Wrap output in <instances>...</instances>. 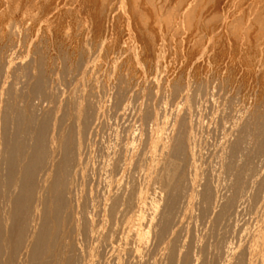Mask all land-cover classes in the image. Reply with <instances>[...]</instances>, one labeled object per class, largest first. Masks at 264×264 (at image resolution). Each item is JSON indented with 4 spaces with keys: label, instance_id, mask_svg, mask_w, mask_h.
Returning a JSON list of instances; mask_svg holds the SVG:
<instances>
[{
    "label": "rangeland",
    "instance_id": "rangeland-1",
    "mask_svg": "<svg viewBox=\"0 0 264 264\" xmlns=\"http://www.w3.org/2000/svg\"><path fill=\"white\" fill-rule=\"evenodd\" d=\"M3 1L5 2V4H3V5L6 8L4 6L2 8L3 9L5 8V10H3L1 8L2 13H0V21H1L0 22L1 23L0 24V32H1V30L2 31L4 30L5 33L7 34V32H6L7 29H8V31H9V29L10 30L13 29L12 30L13 33H11V31H9L11 33L10 36H12L11 38L13 39V41H14V37H15L17 44H19V45L14 50L15 51V55H14L15 61L13 62L14 65L11 66L12 69L9 72V74H10L9 77L4 78V76L1 77V74H0V90L3 89L2 90L3 92L1 91L2 93H0V95H2V97H4L3 95H6L4 97V98H6L8 95L6 91L10 90V89L13 90V88H15V86H16V90H17L16 92L18 93L17 98L19 96L21 97L24 94H25L24 97H26V90H27V93H29V90H30L29 89L30 86H28V84L30 85L31 83H33V81H34L33 78H36V76L39 73V72L38 73L35 72L36 70L39 71L36 68V66L37 67L39 66L38 64H36V63H38L36 61L41 57H43L44 60H46V58H47V61H45L44 64H46V65L49 64V66H48L49 69L47 70L48 75L50 76V78L54 77L52 84H51L53 89L49 88V90L52 91V93H54L53 97L56 98V103L60 102V99H62L61 103L59 104V106H61V107H60V111H58V117L60 115H62V113L59 114V112H61V108H63L62 106H63V102H65L64 100H68V98H69V100H71V98H72V101H73L77 97L76 100L78 99L82 103V106L84 105L83 108L86 107V109H85L86 111L83 110V111H85L84 112V118L88 116L89 117L88 122L92 123V121H93V124L88 123L89 132L87 130V132H88V134H86L87 138L86 139L84 138V141H85L84 145H83L84 147L82 146V148H83L82 152L85 151L83 153V155L88 157L90 159V162L92 160L91 164H92L93 168L98 169L99 166H102L103 163H105L109 159V157L111 158V154H112V158H116L114 160H117V158L119 159L118 156H120V158H121V155H122V157H126L127 161L129 160L128 161L129 163H131V162L133 163V164L131 163L132 164V166H131V164H129L127 162L128 163L127 167L128 168L130 167L131 169L130 168L127 169V173H126V175L124 174V177H123L125 179H122V181H121L122 183L126 182V183H123L125 185H123L121 182L119 184L115 185L116 189H118L119 191H122L124 188L130 189L131 187L128 186L129 183L133 182V184L130 183L131 186H133L135 184L136 179H137L136 185L145 184L146 180L144 181V179H146L147 174H150L152 170H155V173H156V169L158 170L160 165H161L160 167H162V164H163L162 162L163 161L165 162V160H167V158H169L168 154H169L171 146H173L172 144H174V140L180 136H182V139L185 137L183 139L184 141L186 140L185 142L183 141L185 143V145H184L185 146V153H184L185 155L180 156V158H179L180 160L178 159V164H181V166H183L185 169L183 167H181V175L180 176L177 175V177H178V179L181 177L179 188H180V190H182V189L183 190L180 192L185 194V195L190 194V196H193V197H190L189 195L184 197L183 194H181V193H180V195L178 194L180 196V198H182V199H180L178 197V199H180V201L181 200L182 201L181 202L179 201L180 204H177L176 207L179 205H180L179 207H182L181 203L185 204V205L182 208L178 207L176 209V207H175V209H174L175 214L174 213L172 214L173 216H171V222H172V225H173V223H174V225H176L179 222L176 226L180 227V226L184 225L183 223L181 224L180 222L182 220L183 221L186 220L185 221L186 225H184L185 229L183 228V230H185L184 234L182 232L183 230H181V229L179 230L178 227H177L178 230H176V232L182 234L181 238H183V241H182V239H180V240L178 239L179 235H181V234L178 235V233H177L178 237L175 235V237H177V240H175V241H177V243L181 242L180 244H178V247L180 248V247H182V244H184L185 241H187L188 236H186V234L189 236L193 234L192 238H194V239H192L190 236V239H191L190 242H189V240H188L189 243L186 242L190 246L188 250L190 251L191 259L189 257L190 261H188V262H190L191 264L194 263V259L195 260L197 259V261H198L197 263H194V264H205L208 262L210 263V260L213 257L212 255L215 252H216L215 255L217 254L216 256H218V254L220 255V253H221L220 257L219 256L213 257L214 262H217V264H222V263L223 264L224 263L225 264H233L231 259H234L233 262L235 261L237 263L238 258L235 259V257H238V256L240 257L242 251H244L243 249L249 248L247 246H244L243 244H246V242H247V245L249 244L248 246H250L251 245L250 243H252L251 240L253 239V235L256 233V231L258 229V223H259V226L262 224L264 225V214L261 215L262 213H264V211H263L264 204L262 202L261 203L255 202L257 200L256 198L258 196L260 197V196L264 195V179H262V178H264L263 177L264 176V166H263V164H264V162H263L264 161V159H263L264 151L262 150V152L259 153V154H261V156L259 154H257V156H259V157H257L258 159L256 158L257 159V161H256V159H255L256 154L253 151L254 147L252 145L255 142L253 140L254 139L256 140V135H253V134L254 133L256 134V131H257L256 129L259 128V118L256 116H258V114H260L261 110L262 111L264 110V47H263L264 46V30L263 29L260 30V28H259L260 26L258 24L259 18L264 15V0H196L197 1V3L195 4L196 5L195 7L197 9L196 15H197V19L199 17L200 18L198 20L196 19V21H194V23L191 22L192 21L191 17H183V15H182L180 18H178L176 20V28H175L176 30L174 29V31H172V30L166 31V29L164 27V21H163L164 16H163V17L159 18L158 24H155L154 26L150 25V27L151 28L153 27V28L152 29L150 28V32L148 34H144L140 31L139 20L142 19L143 21H148V23H151V19L149 18L150 16H148L146 14L147 16L144 15L143 18H141V19L139 18V20L135 19V17H133L135 21L138 20L135 22L133 20V18L131 19V16H129L130 14L129 13L127 14L126 13L127 11H125V9L128 7V4H129L128 0L125 1L126 6H125V3H123L122 4V10L120 12L118 11L120 13V14L118 13L116 16V18L118 20L112 19L114 21V22H112L111 18L108 17L107 18L108 22H106V19H105V21L103 22L104 25L101 28L100 32H97L98 31L97 28L95 30V27H96L95 17L99 16L101 14V12H100L101 8L98 6L97 7L98 10H97V8H96V10L93 9L92 3H91L93 0H86V3L84 5H81L79 3H72L71 0L70 1L69 0L68 1L60 0L61 2L62 1L64 2V5L60 8V11L56 12V14L53 13L52 14L53 16L48 15L49 18H48V16H43L45 14H42L44 12H43L42 8L40 9V7H36V8H39L37 10L34 7V9H32L33 11L31 9H28L25 12V14H26L25 15L23 13L21 14L20 10L15 12L12 9H8L6 6V5H8V3H6L7 0H3ZM179 1H181V0H179ZM188 1H192V0H188ZM4 2H2V3H4ZM183 2L186 3L187 0L181 1V3H183ZM70 3L72 5H70ZM80 6H81V8H80ZM123 7H125V8H123ZM99 9H100V11H99ZM6 10H7V12H6ZM10 10L13 11V13H11ZM3 11H4V13H3ZM199 11H203L202 12V13H204L203 16L201 15L202 13ZM205 12L208 14H206ZM262 12H263V15H262ZM97 13H98V15H97ZM10 14H11V16H9ZM74 14H75V16H74ZM2 15H3V17H1ZM126 16H127V18H126ZM77 18H79V19H77ZM147 18H148V20H147ZM22 19H23V21H22ZM149 19H150V21H149ZM165 19H166V17H165ZM77 20H78V22H77ZM132 21H134V22H132ZM12 22H14V23H12ZM6 23H8V24H6ZM135 23L137 24V28H136ZM12 24H13V26H12ZM134 26L136 29L134 28ZM240 26L243 29L240 28V30H239ZM248 27H249V29L252 30L251 31L248 29V31H251L249 33H247L248 31L246 29ZM137 29H138V31H137ZM135 30H136V32H138V33L140 32V33L139 34L135 33ZM15 31H17V32H15ZM244 31H246V35L244 34L245 33ZM91 32H92V34H91ZM242 32H244V33H242ZM3 33L4 32H1L0 34L2 35ZM14 33L16 36H13ZM16 33H18L20 36ZM241 33H242V35H240ZM142 35H143V37H146L147 39H145L143 37L141 38ZM70 36L73 38H71ZM98 37H100V38H98ZM123 38H125V39H123ZM25 39H26V42H25L26 44H23ZM62 40L64 43L62 42ZM67 40H70V44H68L69 42ZM16 41L14 43H16ZM57 42H58V44H57ZM148 42H151V43L149 44ZM260 42H262V43H260ZM147 43L149 46L147 45ZM44 44H46V45H44ZM64 44L65 45L68 44V46H65ZM38 46H40V47H38ZM44 47H46V49ZM25 48H26V50H25ZM74 49L76 52H78L77 53L78 56L81 53L80 57L82 56L81 58H83V59L80 58V61L78 62L79 66H77L76 63H74V60H76V59H74V55H73ZM81 50L84 51L83 55H82ZM16 51H18V52H16ZM60 51H61V54H60ZM123 51H126V52H123ZM32 52L35 54H32ZM38 52H39V54H37ZM69 52H70V54H69ZM40 53L42 55H40ZM62 53H65L63 55H66V56L69 55V56H67V57H70V58H68L69 60L67 58H65L62 55ZM85 53H86V55H84ZM38 55H40V56L38 57ZM33 56L38 58V59H34ZM83 56H85L86 59H84L85 57H83ZM50 57H51V59H50ZM63 58H65V59H63ZM32 59H34V60H32ZM66 59H67V62H66ZM48 60H49V62H48ZM63 60L65 61V63L63 62ZM31 61L36 62V63H33L34 64L33 68H32L33 64L30 63ZM81 61L83 62L84 66H82L83 64L80 63ZM109 61H111V62H109ZM16 62L18 64H15ZM54 62H56V63H54ZM70 62H72L74 65L71 64ZM29 63H30V65H29ZM59 63H62V64H59ZM27 64H28V67H26ZM50 64H52L54 67L52 65L50 67ZM61 65H62V67L64 66L63 68L66 67L65 68L66 70L61 69V70H65L66 74L62 73L63 71L61 72V70H60ZM80 65L82 66L81 68H79ZM74 67L75 68L77 67L78 70L75 69ZM91 67H93V68H91ZM21 68H23V70ZM34 68L36 70H34ZM89 70H90V72H89ZM57 71H58V73H57ZM66 71L67 72L69 71V72L67 73ZM15 72H17V73H15ZM26 72H28V74ZM60 73H61V75H60ZM29 74L32 76H30ZM35 74H37V75H35ZM16 75H17V78L15 79ZM19 75L21 76V79L20 78L18 79V77H20ZM26 75H28L27 76L28 78L32 77L31 78L32 80L30 81V79L28 80V78H27V80H28L27 81ZM57 75L61 76V78ZM13 76H14V79L16 80V82H17V79L20 82V84H18L19 82H17V85H19V86H17L15 84V82H13V81H15L12 78ZM22 76H24L23 78L25 80L22 78ZM11 78H12V80H11ZM72 78H73V80H72ZM81 78H83V79H81ZM2 79L3 80L6 79L4 81V83H3ZM20 80H22L24 82H21ZM26 81L27 82L30 81V82L28 84H26ZM54 81H55V83H54ZM11 82H13V84H15V85H13ZM191 83H193V84H191ZM10 84L12 85L11 87H13V88L10 87ZM57 84H59V85H57ZM175 85H178V86L175 87ZM181 85H183V86H181ZM21 86H24V88L26 90L23 89V90H25V91H23ZM1 87H3V88H1ZM7 87H8V89H6ZM172 87H174V88H172ZM17 88H19V89L21 88V89L19 90ZM194 88H195L196 92L194 91ZM12 90H10L9 92H11ZM20 91H22V92H20ZM72 92H73V94H72ZM83 92H85V93H83ZM175 92H176V94H175ZM21 93H23V94H21ZM79 93L82 94V97ZM89 93H90V95H89ZM195 94H196V96H195ZM88 96H90V97H88ZM84 97H85V99H84ZM8 98H9V96H8ZM87 98H88V100H87ZM0 99L3 101V99L1 97H0ZM29 100H31L30 102H32V103L35 102V101H32L33 98H29ZM5 101L11 102L10 99L9 100L5 99ZM12 101H13V99H12ZM92 101H94V102H92ZM123 101H125V102H123ZM0 103H1L0 104V110H2L1 108H3L2 106L4 104L2 102H0ZM44 105L46 106V104H44ZM100 105L103 107H101ZM21 106H23V105H21ZM45 106H44V109H46ZM93 106H94V109L92 108ZM258 107H259V109H258ZM88 108H90L91 110ZM86 112L89 113L90 115L89 114L87 115ZM1 113L2 112L0 111V116H1ZM90 117H91L92 121L90 120ZM250 117H251V120H250ZM182 121H184L185 123ZM246 122H248V123H246ZM180 123H182V124L184 123V125L186 124L184 130H183L184 125H182ZM180 125H181V129H180ZM253 125H255V126H253ZM120 127H122V128H120ZM248 127L252 128V130L250 131ZM118 128H119V130H118ZM178 129H180V130H178ZM239 129H241V130L246 129L245 133H244V131L240 132L241 130H239ZM0 130H1V121H0ZM91 130H92V132H91ZM123 131H125V132H123ZM252 131H254V133ZM123 133H126V134H123ZM241 133L247 138H245L243 135H241ZM119 134H121V135H119ZM113 135H116V136H113ZM123 135H125V137H123ZM175 135H176V137H175ZM223 136H225V137H223ZM249 136H252V137H249ZM98 137H100V138H98ZM120 137H122V139L125 141H122V139ZM234 137H236V138H234ZM240 137H242V138H240ZM239 138L242 141L241 149L238 150L239 152L237 151L236 153H234L235 155L234 154L232 155V146L236 143V139L239 140ZM119 139H121V140H119ZM244 139H247L248 141H246ZM118 140H119V144H118ZM120 141H122V144H120ZM243 144H245V145L243 146ZM248 144L250 146H248L246 149V146ZM121 147H123V148H121ZM168 148H169V150H168ZM250 148H252V149H250ZM121 149H123V151ZM244 149H246L245 150L246 154L248 151L249 156L253 153L254 155L252 154V157L255 159V160L252 159L251 156L249 157L252 160L250 165H253V166H249V168L251 167L249 169V171L247 172L249 177H247L245 188L243 189L244 194L246 192L245 189L247 191L249 190L251 194L249 196L247 193H246L247 195L245 194L249 198L248 197L245 198L246 196L244 194H242V198L240 200V203H238V205H237L238 209L235 208L236 211L234 210L236 212V213L234 212V215H233L234 217L232 216L229 220H224L223 222L221 221V223L218 222L220 224L219 225L214 220V214H215V212L220 211L221 204L223 205L224 202H226L228 200V198L231 197L232 190H233L232 187H229L227 185V183L229 184L230 181H231V183H233V181L230 180L232 178V175H230L231 176L230 177L228 175V173L226 174L225 172H227V170L225 168H226V165L229 164V162L230 163L232 162V164H234L233 167H235V165H238V163H239V166H236L239 168L241 165L244 164L246 159L250 161V159L248 158V155L244 154L245 153ZM89 150L91 151L90 153H89ZM113 150H115V152ZM163 150H164V152H163ZM103 151L106 153H104ZM241 151L243 154L241 153ZM250 152H251V154H250ZM113 153L116 156H113L114 155ZM188 153H189V155H188ZM119 154H121V155H119ZM159 155L161 156L159 159H161V158L163 159L165 156V158L163 160L162 159L160 160L162 164H160V161H159V163L154 162L156 160V158L159 157ZM194 155H196V156H194ZM231 155L235 159L232 158ZM183 156H185V157H183ZM245 156H247V157H245ZM137 158H138V160H137ZM133 159H135L134 160L135 162L133 161ZM241 159H243V160L245 159V160L243 161ZM261 159H263V160L261 161ZM258 160H259V162H258ZM233 161H234V163H233ZM144 163L147 166H145ZM183 163L185 165H183ZM137 164L139 166V169H141L142 166H143V168L147 167L148 169L146 168V169L139 170L137 168L138 170L137 169L135 170V167L137 166ZM153 167H154V169H153ZM236 167L234 169H236ZM252 167L254 168V170ZM256 167L259 170H257ZM182 169H184V172ZM185 170H186V172H185ZM205 170H207V171H205ZM134 171H136V172L138 171V173L140 171H141L140 173L144 172L143 173L144 175H142V174L140 175V173H139V175H137V173ZM253 171H255V173L257 171V173H256L257 175L255 173H253ZM131 172H134V173H132L134 176L131 174ZM191 172H193V173H191ZM258 172L262 173L263 176H262V174H258ZM155 173H153L151 175V178L147 183L148 186H147V194L146 195H148L150 197L149 198L147 196L148 197L147 199L150 200V201L147 200L149 203L150 202L155 203L156 201L158 202V203L156 202L155 205L157 208L156 213L159 215L160 213L162 214V212L164 210V207H165L164 204L167 201V199H166L167 195L163 191L157 192L160 187L162 188V186H161L160 181H159V174H156V176H154ZM186 173L187 174L189 173V175H187ZM221 174H223V176ZM129 176H133L130 178L131 181H130V179H128ZM205 176H207V177H205ZM212 176H213V178H212ZM251 176L253 179H251ZM155 177L157 179H154ZM175 177H176V175H175ZM140 178H142L143 181ZM190 178H193V180L191 179V181H190ZM138 179H140V180H138ZM151 179L156 181L155 185H153L154 181ZM182 179H184L185 181L183 180L184 181L183 182ZM201 179H203V182ZM204 179H205V181L207 180V182H210L209 186L212 187L213 193H214V190L216 191L214 194H216L215 196H217V200L219 201L216 203L217 204L219 203L220 206L217 204H215V206L217 205L218 207H220V209H218V211H217L218 207L216 206L217 208H215V206H214V210H216V211H214V214H210L213 217L209 215V218L205 217L202 220V219H199L200 217H198V216L200 214H199V211L197 210L198 208H196V206H194V205H197V207H199L198 204L200 203V201H199L198 197L200 196V193L203 191L202 186H205V184H207V182H204ZM208 179H209V181H208ZM210 179L212 181H210ZM213 180H215V181L217 180V182L215 183V181H213ZM223 180H224V182H223ZM138 181H139V183H138ZM219 181H222L221 185H220ZM127 182H129V183L127 184ZM150 182H151L152 186L149 184ZM218 182H219V184H218ZM225 182H227V183L223 185V183H225ZM261 182H262V184H260ZM200 183H202V185ZM185 184L187 186H185ZM191 184H192V188H190V187L188 188V186H191ZM193 184H195V185H193ZM247 184L251 185V187L248 186ZM196 185L198 186V188L196 187ZM214 185L217 188L214 189ZM232 185H230V186H232ZM199 186H200V188H199ZM194 187H195V189H194ZM223 187H224V189H225V187H227L228 189L226 188L227 190L226 189L224 190ZM185 188H187L186 191L188 190L187 191L188 193H186ZM197 189H199V190L197 191ZM255 189H257V190L255 191ZM260 189H262L263 191ZM217 190H219V191L223 190V191L219 192ZM190 191H192V192H190ZM193 191H195V192H193ZM227 191L231 192V195H229V197L227 194H230V193H227ZM249 191H248V193H249ZM161 192L163 194H165L163 197H162L163 194ZM196 192H197V196H196ZM257 192H260V193L258 194ZM191 193L193 195H191ZM254 194H255V196H254ZM260 194H262V195H260ZM181 195H183V197H181ZM218 195H221L222 197L218 196ZM251 195H252V197H251ZM256 195H257V197H256ZM195 196L197 197V199H195L196 198ZM253 196H254L255 200L253 199ZM187 197H189V198H187ZM219 197L221 199H223V197H224V199H226V200H224V199L219 200L218 199ZM243 197H244V199H243ZM158 199L160 201H158ZM165 199H166V201H165ZM246 199H248L249 201L248 200L246 201ZM220 201H221V203H220ZM162 202H163V204H162ZM252 202H253V204L255 202V206L252 205ZM177 203H178V201H177ZM192 203H194V205ZM241 203H243L244 205ZM260 204H263L261 209H260ZM191 205H192V207H191ZM158 206L161 207L159 210L162 212L158 211V208H159ZM187 206L191 207L192 209L187 208ZM242 206H244L245 208L247 207V208L245 209ZM250 207H251V210H250ZM254 207H256V208H254ZM257 207H259V209ZM162 208H163V210H162ZM248 209H249V211H248ZM256 209H258V211L261 210V212L259 213L260 217L258 216V219H257V215H259V214H258V211H256ZM175 210H178L179 213H177ZM183 210H184V212H183ZM237 210H240V211H237ZM245 210H247V211H245ZM158 212H160V213H158ZM180 212L183 214L184 213H186V214L183 216V214H181ZM192 212H194L195 215L194 214L192 215ZM239 212H241V213H239ZM248 212H250V213H248ZM248 214H250V215H248ZM254 214H256V216ZM156 215H155V217H156ZM160 215L158 217H156L157 220L153 221L154 225H157V223H159V221L161 222ZM174 215H175V219H174ZM187 215L189 218L187 217ZM242 215L245 217H243ZM195 216H197L198 219H196ZM248 216H249V219H248ZM211 217H212V219H211ZM245 218H246V220H245ZM191 219H194L195 221L191 220ZM233 219L235 221H238V223L234 222ZM241 219L244 221H241ZM261 219H262V221H260ZM211 220H213L215 223ZM188 221H191L190 222L191 224ZM226 221L228 222V224H226ZM229 221H231V222L229 223ZM245 221L249 222V223L244 224ZM251 221L253 223L257 224V226H254L253 223H251ZM209 222L211 224H209ZM224 222H225V224H224ZM193 223H194V226H192ZM195 223H197V225ZM240 223L243 225L242 227L244 229L241 227V230H240V228H239L241 226ZM189 224L191 225V228H189V230H188V227L190 226ZM213 224H215V225H213ZM221 224L224 226L226 225L227 227L225 226V228L224 227L221 228L222 227ZM229 224H233L235 228H233V225L231 226ZM209 225H210V229H209ZM216 225L217 226L219 225V226L216 228ZM244 225H246V226H244ZM230 226L233 229L231 232H230V230H231L230 228H229L230 230H228V227H230ZM211 227L213 228V231H211L212 230ZM255 227H257V228H255ZM186 228L188 231H190L192 229L190 231L191 233L188 232L186 230ZM198 229H200V231ZM218 229H219V231H218ZM248 229H251L254 232L251 230H250L251 232H249ZM151 231H152L151 233H153V230H151ZM240 231H242V232H240ZM197 232H199V233H197ZM229 232L232 233L233 235L232 234L229 235L230 234ZM239 232H240V234H239ZM235 233H236V235H234ZM237 233L239 234L240 237L237 236L238 235ZM213 234H214V236H213ZM183 235H185V236H183ZM215 235L216 236L218 235L217 238H215L216 237ZM223 235H225L224 238H223ZM150 236H151V239H150L151 241L149 244L150 249L148 248V253H147L148 256L146 257L147 261L145 260L148 263L145 262L144 264H159V262H161L160 264H163V263L166 264L167 263L166 258L164 256H161V255H160L161 256L160 257L158 255L159 253L156 251V248H155L156 247L155 246L156 241L152 240L153 234H150ZM194 236H198L199 238L194 237ZM235 236L238 238H236ZM225 237L226 238L228 237V238L225 239ZM201 238H203V241ZM218 238L220 241L218 240ZM230 238L231 239L236 238V239H234V241L232 239V241H231ZM241 238H243V239H241ZM248 238L249 239L252 238L251 240H249L250 242L247 240ZM197 239L198 240L200 239L201 243L207 242L208 244L209 243L210 244H209V246L207 243L205 245H202L200 243V240H199L200 244H198ZM204 239H206L205 242H204ZM211 239H213V241ZM238 239H240L239 240L240 242L242 240L243 241L240 243L239 241H237ZM210 240H211V242H210ZM226 241H230L232 244H229V242H226ZM214 242L216 245L214 244ZM175 244H176V242L174 243V246H175ZM185 245H183V247L185 248V249L183 248L184 251L187 250ZM188 245H186L187 248H188ZM224 245H227L228 247H230V249ZM239 245H242L241 248H243V249H241ZM212 246H213V250H210V247L212 248ZM178 247L176 245V248H178ZM192 247H193V249H192ZM204 247H206L208 249L205 250ZM235 247H237L238 249H241L242 251L241 250L239 251L237 248L233 249ZM215 248H217L218 251H216L217 249H215ZM201 249L205 250L204 253H206L207 250H208V252L210 251L209 254L208 253L205 254V255H207V257L205 256V258L208 260V262L203 263V261H206L205 258L203 256L201 257L200 254H197V253H199V251ZM222 250H224V253ZM211 251H212V253L214 251V253L212 254ZM227 251L230 252L231 254L228 253ZM233 251H235L237 253H234ZM226 252L228 255L226 254ZM239 252H241V253H239ZM193 254H195V255L197 254L198 256L197 255L195 256ZM237 254H238V256H236ZM234 255H235V257H233ZM222 256L224 257V259H226V261L225 260L222 261V259H223V258H221ZM231 256H232V258H230ZM182 257H183V255H182ZM193 257H194V259H192ZM227 257L229 259L228 261H227ZM162 259H164V260H162ZM180 259L179 260L182 263L184 261V258H180ZM220 259H221V263H219ZM161 260L164 262L162 263ZM257 260L261 263H256ZM151 261L153 263H151ZM214 262H212V264ZM238 262H239V259H238ZM253 262H255V264H262L264 262V258H262V257L259 258V256L255 257ZM178 263H180V262L176 261L175 264H178ZM190 263H188V264H190Z\"/></svg>",
    "mask_w": 264,
    "mask_h": 264
},
{
    "label": "bare ground",
    "instance_id": "bare-ground-1",
    "mask_svg": "<svg viewBox=\"0 0 264 264\" xmlns=\"http://www.w3.org/2000/svg\"><path fill=\"white\" fill-rule=\"evenodd\" d=\"M1 1L4 2L3 0H0V13H2V9H3L2 7L4 6L3 4H5V2L2 3ZM66 1H68V0H66ZM71 1H72V3H79L81 5H84L86 3V0H71ZM125 1L126 0H93L91 2L93 9L96 10V8L98 6L101 8V11L99 9L101 14L99 16L95 17V20H96L95 30L97 28V30H98L97 32L101 31V28L104 25L103 22L105 21V19H106V22H108L107 21L108 17L111 18L112 22H114L113 21L114 19L118 20L116 18V16L122 10V4L125 3ZM181 1H185V0H181ZM181 1H179V0H128L129 4L127 3L128 7L125 9V11H127L126 12L127 14L128 13L130 14L129 16H131V19L133 17H135V19L139 20V18L140 19L143 18V16L146 15V14L148 16H150L149 18L151 19V23H148V21H143L142 19L139 20L140 31L142 33H144V34H148L150 32V28H151L150 25L154 26L155 24H158L159 23L158 22L159 18L163 17V16H164V18H163L164 27H165L166 31H168V30L174 31V29L176 28V20L178 18H180L182 15H183V17H191V19H192L191 22L192 23H194V21H196V19H197V15H196V10L197 9L195 7L196 6L195 4L197 3V1L196 0H192V1H188L187 0L186 3H184V2L181 3ZM62 2L60 0H7L6 3H8V5H6V6H7L8 9H12L15 12L20 10L21 14L22 13L25 14V12L28 9L32 10V9H34V7L35 8L36 7H40V9L42 8V10L44 12L42 14H45L43 16H48V15H52L53 13L56 14V12L60 11V8L64 5V2L63 3ZM70 5H72V4L70 3ZM125 6H126V3H125ZM5 8L3 10H5ZM80 8H81V6H80ZM123 8H125V7H123ZM37 9H39V8H36V10ZM97 10H98V8H97ZM203 11H199V12L202 13ZM6 12H7V10H6ZM3 13H4V11H3ZM11 13H13V11H11ZM203 14L204 13H202L201 15L203 16ZM206 14H208V13H206ZM3 15L1 17H3ZM97 15H98V13H97ZM262 15H263V12H262ZM9 16H11V14ZM74 16H75V14H74ZM165 17H166V19H165ZM48 18H49V16H48ZM126 18H127V16H126ZM77 19H79V18H77ZM150 19H149V21H150ZM133 20H134V18H133ZM138 20H136V21H138ZM147 20H148V18H147ZM22 21H23V19H22ZM134 21H132V22H134ZM14 22H12V23H14ZM77 22H78V20H77ZM6 24H8V23H6ZM258 24L260 26L259 27L260 30L261 29L264 30V15L259 18ZM12 26H13V24H12ZM134 28H135V26H134ZM136 28H137V24H136ZM240 28H242V27L240 26L239 30H240ZM246 29L248 31L249 27L246 28ZM12 30L13 29H11V30L9 29V31H11V33H13ZM249 30H251V29H249ZM9 31L7 29V31H6L7 34H6L4 30L3 31L1 30V32H4L5 34L4 33L2 35L0 34V74H1V77L4 76V78L5 77L6 78L9 77V75H10L9 72L12 69L11 66L14 65L13 62L15 61V58H14L15 51L14 50L19 45V44H17V41H16L15 37H14V41H13V39L11 38L12 36H10L11 33ZM137 31H138V29H137ZM251 31H248L247 33L251 32ZM15 32H17V31H15ZM244 32H242V33H244L246 35V31H244ZM135 33H138V32H136V30H135ZM242 33L240 35H242ZM16 34H18V33H16ZM91 34H92V32H91ZM13 36H16L15 33H14ZM142 37H143V35L141 36V38ZM71 38H73V37H71ZM98 38H100V37H98ZM143 38L147 39L146 37H143ZM123 39H125V38H123ZM15 41H16V43H14ZM67 41L69 42V43L68 42L67 43L70 44V40H67ZM25 42H26V39L23 42V44H26ZM62 42H63V40H62ZM148 43L150 44L151 42H148ZM148 43H147V45H148ZM260 43H262V42H260ZM57 44H58V42H57ZM68 44L67 45L64 44V45L68 46ZM44 45H46V44H44ZM38 47H40V46H38ZM44 48L46 49V47H44ZM75 49H74V51H75ZM25 50H26V48H25ZM74 51H73L74 59L77 60V61L74 60V63H76L77 66H79L78 62L80 61V58L82 56L80 57L81 53L78 56V54H77L78 52H76V51L74 52ZM126 51H123V52H126ZM16 52H18V51H16ZM33 52H32V54H35ZM83 52L84 51H82V55H83ZM37 54H39V52ZM60 54H61V51H60ZM63 54H65V53H62V55ZM69 54H70V52H69ZM40 55H42V54L40 53ZM40 55H38V57ZM84 55H86V53ZM63 56L65 58H67V59L70 58V57H67L69 55H67V56L63 55ZM83 57H85V56H83ZM33 58L34 59H38V58H36L34 56H33ZM65 58H63V59H65ZM34 59H32V60H34ZM50 59H51V57H50ZM67 59H66V62H67ZM81 59H83V58H81ZM84 59H86V57ZM49 60H48V62H49ZM45 61H47V58H46V60H44L43 57H41V58H39L36 61L38 63H36L34 61L30 62L32 64L36 63V64L39 65L38 66L39 68L35 65L36 68L39 71H37L34 68V70H36L35 72H37V73L39 72V73H38V75L35 74L37 76H36V78H33L34 81L30 85L28 83L32 80L31 79L32 77L28 78L27 77L28 75H26V80H27V78H28V80L30 79L29 82H27L28 80L26 81V84H28V86L31 87V88L29 87L30 90L28 89L29 93H27V90L24 88L25 85L21 86L22 90L23 89L26 90V97H24L25 96V94H24V95H22L24 98L22 96L21 97L19 96L20 98L19 97L17 98V96H18L17 94L18 93L16 92L17 91L16 90V86H15V88H13V87H11L12 86L11 84H10V87L13 88V90L10 89V90H12L11 92H9L10 90L6 91L7 94H8L7 97L4 98L6 95H3L4 97H2V95H0V97L2 99L4 98L3 99L4 102L1 99H0L1 100L0 102H2L5 105V106L1 105L3 107L1 109L3 111L0 110L2 112L1 116H0V121H1V130H0V132H1L0 133V264H144L147 261L146 257L148 256L147 253H148V248H149V244H150V241H151L150 240L151 239L150 234H153V239L152 240L156 241L155 242L156 243L155 244V246H156L155 248H156V251L159 253L158 255L159 256L160 255L164 256L166 258V261H167L168 264H175L176 261L180 262L178 264H182V263L183 264H188V263H190V262H188V261H190L189 257L191 259V254H190V251L188 250L190 246L186 242H188V240L190 242V240H191L190 236L192 238L193 234L190 235V236L186 234V236H188L187 241H185V243L182 244V247L179 248L178 244H180L181 242L177 243V241H175V240H177V237H178L177 236L178 232H176V230H178V228H179V230L180 229L183 230V228L185 229L184 225H186L185 224L186 220L185 221L182 220L183 222L182 221L180 222L181 224L182 223L184 224V225H182L180 227L176 226L179 223L178 221H177L178 223L176 225H174V223L172 225V222H171V216H173L172 214L174 213V209H175L176 205L180 204V202L182 201V200L180 201V199H182V198H180V196H179L180 193H181L180 191L183 190L182 188H181L182 190H180V188H179L181 177L178 179L177 175L178 176L181 175V167H183V166H181V164H178V159L180 158V156L185 155L184 154L185 153V146H184L185 143L184 142L186 140L185 141L183 140L185 137L182 139V136H180V137H178V138H176L174 140V144H172L173 146H171L169 154H168L169 158H167V160H165V162L163 161L162 162L163 164L160 161L162 158L159 159L161 157L160 155H159L158 158H156V160L154 162L159 163V161H160V164H162V167H160L161 166L160 165L159 166L160 170L156 169V173H155V170H152L150 174H147L146 179H144V181L146 180L145 184L136 185L137 184V182H136L137 179H136L135 180V184L133 186H131V184H133V182L132 183L130 182L131 184L129 182H127V184L129 183L128 186L131 187V188L129 187L130 189L124 188L122 191H119L118 189H116L115 185L119 184L122 181V179H125V178H123L124 174L126 175L127 169L130 168V167L129 168L127 167L128 166L127 164L129 163L128 162L129 160L127 161L126 157H122L121 154H119V155H121V158H120V156H118L119 159L117 158V160H114L116 158H112V154H111V158L107 155L109 157V159L105 163H103V165L101 164L102 166H99L98 169H94L93 168V166L91 164L92 160L90 162V159L83 155V153L85 151L82 152V149H83L82 146L84 145V142H85L84 138L85 139L87 138L86 134H88V132H89L88 123L93 124V121H92V119L90 117V120L92 121V123L88 122L89 121V119H88L89 117L87 116L89 114V113H87L88 111L86 112L87 113V115H86L87 117L84 118V112L86 111L85 110L86 107L83 108L84 105L82 106V103L78 99L76 100L77 97L76 98L74 97L75 100H73V101H72V98H71V100H69V98H68V100H64L65 102H63V106H62L63 108H61V112H59V114L62 113V115H60L58 117V111H60V107H61V106H59V104L61 103L62 99H60V102L56 103V98L53 97L54 93H52V91L49 90V88H52L51 84H52V81H53L54 77L50 78V76L48 75V71L47 70L49 69V67H48L49 64H47V65L44 64ZM82 61L80 62L81 64H83V62H84V61L83 62ZM63 62L65 63L64 60H63ZM109 62H111V61H109ZM30 63H29V65H30ZM54 63H56V62H54ZM70 63L73 64L72 62H70ZM15 64H18V63L16 62ZM59 64H62V63H59ZM51 65L52 64H50V67H51ZM82 66H84V64ZM82 66L80 65L79 68H81ZM26 67H28V64H27ZM33 67H34V64L32 65V68ZM61 67H62V65H61ZM61 67H60V70L66 68V67L63 68L64 66L62 68ZM91 68H93V67H91ZM21 69L23 70V68H21ZM75 69H77V67ZM65 70H61V72L63 71L62 73L66 74ZM89 72H90V70H89ZM15 73H17V72H15ZM26 73L28 74V72H26ZM57 73H58V71H57ZM17 75H16L15 79L17 78ZM60 75H61V73H60ZM30 76H32V75H30ZM57 76H59V75H57ZM23 77L24 76H22V78ZM59 77L61 78V76H59ZM12 78H13V80H15L14 76ZM12 78H11V80H12ZM19 78L21 79V76L18 77V79ZM18 79H17V82H19ZM81 79H83V78H81ZM5 80L6 79L3 80V83H4ZM72 80H73V78H72ZM20 81L24 82L22 80H20ZM13 82H15V84L17 85L16 80L13 81ZM13 82H11V83L13 84ZM54 83H55V81H54ZM15 84H13V85H15ZM18 84H20V82ZM191 84H193V83H191ZM57 85H59V84H57ZM17 86H19V85H17ZM176 86H178V85H175V87ZM181 86H183V85H181ZM1 88H3V87H1ZM172 88H174V87H172ZM6 89H8V87ZM17 89H19V88H17ZM2 90H0V93L3 92ZM25 90H23V91H25ZM194 91H195V88H194ZM20 92H22V91H20ZM83 93H85V92H83ZM21 94H23V93H21ZM72 94H73V92H72ZM175 94H176V92H175ZM80 95L82 97V94H80ZM89 95H90V93H89ZM8 96H9V98H8ZM195 96H196V94H195ZM88 97H90V96H88ZM29 98H33L32 101H35V102L34 103L30 102L31 100H29ZM5 99L6 100L10 99L11 102H9V101L7 102V101H5ZM12 99H13V101H12ZM84 99H85V97H84ZM87 100H88V98H87ZM92 102H94V101H92ZM123 102H125V101H123ZM44 104H46V106ZM21 105H23V106H21ZM44 106L46 107V109H44ZM101 107H103V106H101ZM259 107H258V109H259ZM92 108L94 109V106ZM88 109H90V108H88ZM83 110H85V111H83ZM261 111H260V114H258V116H256V117L259 118V128L256 129L257 130L256 134L254 133L255 130L252 131L254 133L253 135H256V140L254 139L253 141H255V142H254V144H252L253 147H254L253 151L256 154L255 159L257 157H259V156H257V154L262 152V150L264 151V112H263L264 110L262 112ZM250 120H251V117H250ZM182 122H184V121H182ZM184 123L183 124L180 123V124L184 125ZM246 123H248V122H246ZM185 125H184L183 130L185 129ZM253 126H255V125H253ZM120 128H122V127H120ZM180 129H181V125H180ZM180 129H178V130H180ZM87 130H88V132H87ZM118 130H119V128H118ZM239 130H241V129H239ZM245 130H241L240 132L244 131V133H245ZM249 130L251 131L252 128H249ZM91 132H92V130H91ZM123 132H125V131H123ZM123 134H126V133H123ZM116 135H113V136H116ZM119 135H121V134H119ZM241 135H243V134L241 133ZM123 137H125V135H123ZM175 137H176V135H175ZM223 137H225V136H223ZM249 137H252V136H249ZM98 138H100V137H98ZM120 138L122 139V137H120ZM234 138H236V137H234ZM240 138H242V137H240ZM240 138H239V140L236 139V143L232 146V155L234 153H236L238 150L241 149L242 141L240 140ZM245 138H247V137H245ZM121 139H119V140H121ZM119 140H118V144H119ZM244 140L248 141L247 139H244ZM122 141H125V140L122 139ZM122 141H120V144H122ZM244 145L245 144H243V146ZM248 146H250V145L248 144L246 146V149H247ZM121 148H123V147H121ZM246 149H244V152H245ZM250 149H252V148H250ZM115 150H113V151L115 152ZM121 150L123 151V149H121ZM168 150H169V148H168ZM242 151H241V153H242ZM90 152L91 151L89 150V153ZM163 152H164V150H163ZM104 153H106V152H104ZM244 154L248 155V158L251 156V158L254 159L252 157L253 153L251 154V152H250V154H251L250 156H249L248 151H247V154H246V152ZM188 155H189V153H188ZM259 155L261 156V154H259ZM113 156H116V155L114 154ZM194 156H196V155H194ZM183 157H185V156H183ZM245 157H247V156H245ZM164 158H165V156H164ZM232 158H234V157L232 156ZM257 159H256V161H257ZM263 159H264V157H263ZM263 159H261V161ZM134 160L135 159H133V161ZM137 160H138V158H137ZM241 160H243V159H241ZM251 161H252L251 159H250V161L246 159L244 164L242 163L243 165H241L239 168L236 167V166H239V163L237 162L238 165H235L236 169H234L235 167H233L234 164H232V162L231 163L229 162V164L226 165V168L224 167L227 170V172H225L224 170L223 171L226 174L228 173L229 176L232 175L233 179L231 178L230 180H232L233 183H231V181H230L231 184L230 183L228 184L227 183L228 181L226 180L227 182L223 183V185L227 183V185L229 187H232L233 190H232V195H231V192L227 191V193H230V194H227L228 197H229V195H231V197L228 198V200L226 202L223 201L224 204L223 205L221 204V209H220V207L217 206V205H219V203L218 204L216 203V202H219L217 200V196H215L216 194H214L216 191L214 190V193H213L212 187L209 186L210 182H207V180L205 181V179H204V182H207V184L204 183L205 186H202L203 187V191L201 193L199 192L200 193V196L198 197L199 201H200V203L198 204L199 207H197V205H194V203H192L194 206H196V208H198L197 210L199 211L200 215L199 216L197 215V216L200 217L199 219L203 220L205 217L209 218L210 214H214V211H216V210H214L215 204H217L216 206L218 207L217 208L215 206V208H217V211H218V209H220L219 212H215V214H214V220L216 221L217 224L221 223V221L223 222L224 220H229L234 215V212L236 211L235 208H237V205H238V203H240V200L242 198V194H244L243 189L245 188L247 177H249L247 172L251 168V167L249 168V166H253V165H250ZM258 162H259V160H258ZM131 163H129V164H131ZM233 163H234V161H233ZM132 164H131V166H132ZM144 165H145V163H144ZM183 165H185V164L183 163ZM145 166H147V165H145ZM263 166H264V164H263ZM137 168L139 169L138 164L135 167V170ZM146 168H143V166L141 167V169H146ZM141 169H139V170H141ZM153 169H154V167H153ZM184 169H182L183 172H184ZM256 169H257V167H256ZM253 170H254V168H253ZM257 170H259V169H257ZM205 171H207V170H205ZM134 172H136V171H134ZM134 172H131V174L134 173ZM185 172H186V170H185ZM259 172H258V174H262V173H259ZM136 173H137V175H139L138 171ZM143 173H140V175L141 174L144 175ZM153 173H155L154 176H156V174H159V181H160V184L162 186V188L160 187L159 188L160 190L158 189L157 192L163 191L167 195L166 196L167 197L166 198L167 201L165 199L166 203L164 204L165 207L163 206L164 210L162 208L163 212L159 210L161 207L158 206L159 207L158 211L162 212V214L160 212H158V213L161 214V215L159 214L160 217H161V219H160L161 222L159 221V223H157V225L153 224V221L157 220L156 217L159 216L156 213V209L157 208H156L155 203L157 201L155 200L156 201L155 203L154 202H150L149 203L148 201H150V200L147 199L149 196L146 195L147 194V186H148L147 183L150 180L151 175ZM191 173H193V172H191ZM253 173H255V171H253ZM256 173H257V171H256ZM175 175H176V177H175ZM187 175H189V173ZM221 175L223 176V174H221ZM133 176H129L128 179H130ZM252 176H251V179H253ZM262 176H263V174H262ZM205 177H207V176H205ZM142 178H140V179L142 180ZM212 178H213V176H212ZM140 179H138V180H140ZM154 179H157V178L155 177ZM191 179L193 180V178H190V181H191ZM262 179H264V178H262ZM151 180H153V179H151ZM183 180L184 179H182V181ZM201 180L203 182V179H201ZM130 181H131V179H130ZM153 181H154L153 185H155L156 181L155 180H153ZM208 181H209V179H208ZM210 181H212V180L210 179ZM213 181H215V180H213ZM216 182H217V180L215 181V183ZM219 182H220V185H221L222 181H219ZM219 182H218V184H219ZM223 182H224V180H223ZM123 183H126V182H123ZM138 183H139V181H138ZM149 184L152 186L151 182ZM200 184L202 185V183H200ZM260 184H262V182ZM123 185H125V184H123ZM193 185H195V184H193ZM215 185H214V189L217 188V187H215ZM230 185H232V186H230ZM247 185L251 187V185H249V184H247ZM185 186H187V185L185 184ZM189 187L192 188V184H191V186H188V188ZM196 187L198 188L197 185H196ZM227 187H225V189ZM199 188H200V186H199ZM186 189L187 188H185V191H186ZM194 189H195V187H194ZM223 189H224V187H223ZM198 190L199 189H197V191ZM219 190H217V191H219ZM256 190L257 189H255V191ZM260 190H262V189H260ZM187 191H186V193H188ZM222 191L223 190H221L219 192H222ZM245 191H246L245 194L247 193L248 196L251 194L249 190H248L249 193H248V191L246 189H245ZM190 192H192V191H190ZM193 192H195V191H193ZM257 193L259 194L260 192H257ZM165 194H163L162 197ZM181 194H183V193H181ZM255 194H254V196H255ZM183 195H184V197L187 196V195L190 196V194H187V195L183 194ZM183 195H181V197H183ZM191 195H193V194L191 193ZM221 195H218V196H221ZM257 195H256V197H257ZM260 195H262V194H260ZM196 196H197V192H196ZM248 196H246L245 198H247ZM254 196H253V199H254ZM178 197L180 199H178ZM190 197H193V196H190ZM244 197H243V199H244ZM251 197H252V195H251ZM187 198H189V197H187ZM195 199H197V197ZM218 199L220 200L221 198L219 197ZM223 199H224V197H223ZM223 199H221V200H223ZM256 199L257 200L255 202H258V203L262 202L264 204V195L260 196V197L258 196ZM224 200H226V199H224ZM247 200L248 199H246V201ZM158 201H160V200L158 199ZM177 201H178V203H177ZM255 202H254V204L252 202V205L255 206ZM220 203H221V201H220ZM162 204H163V202H162ZM241 204H243V203H241ZM263 204H260V209H261ZM184 205L185 204L181 203L182 207ZM179 206H177L176 209ZM182 207H179V208H182ZM191 207H192V205H191ZM191 207L187 206V208H191ZM242 207H244V206H242ZM251 207H250V210H251ZM254 208H256V207H254ZM257 208L259 209V207H257ZM258 209H256V211H258ZM175 211L177 213H179L178 210H175ZM237 211H240V210H237ZM245 211H247V210H245ZM248 211H249V209H248ZM263 211H264V209H263ZM183 212H184V210H183ZM250 212H248V213H250ZM260 212H261V210L258 211V214ZM239 213H241V212H239ZM181 214H183V213H181ZM185 214L186 213H184L183 216ZM193 214H194V212H192V215ZM256 214H254V215L256 216ZM263 214L264 213H262L261 215H263ZM155 215H156V217H155ZM248 215H250V214H248ZM197 216H195L196 219H198ZM210 216H212V215H210ZM258 216L260 217V214L257 215V219H258ZM187 217H188V215H187ZM212 217H211V219H212ZM243 217H245V216H243ZM174 219H175V215H174ZM248 219H249V216H248ZM191 220H194V219H191ZM245 220H246V218H245ZM211 221H213V220H211ZM241 221H244V220L241 219ZM260 221H262V219ZM188 222L190 223L191 221H188ZM230 222L231 221H229V223ZM234 222L238 223V221H235V220H234ZM245 223H249V222L245 221L244 224ZM251 223H253V222L251 221ZM195 224L197 225V223H195ZM209 224H211V223L209 222ZM224 224H225V222H224ZM226 224H228L227 221H226ZM213 225H215V224H213ZM229 225L232 226L233 224H229ZM240 225L241 226L239 228L241 230V227L243 225L241 223H240ZM246 225H244V226H246ZM253 225L257 226V224H255V223H253ZM192 226H194V223L192 224ZM218 226L216 225V228ZM221 226H222L221 228H223V227L225 228L226 225L224 226V225L221 224ZM231 226L228 227V230L231 229L230 232L233 230ZM212 227H211V229H212L211 231H213V228H214V227L213 228ZM189 228H191V225L188 227V230H189ZM233 228H235L234 225H233ZM255 228H257V227H255ZM209 229H210V225H209ZM219 229H218V231H219ZM251 229H248L249 232L253 231ZM151 230H153V233H151L152 232ZM186 230H187V228H186ZM198 230L200 231V229H198ZM190 231H188V232H190ZM182 232L184 234L185 230H183ZM240 232H242V231H240ZM240 232H239V234H240ZM197 233H199V232H197ZM179 234H181V233H178V235ZM214 234H213V236H214ZM231 234L232 233H230L229 235H231ZM239 234L237 236H239ZM175 235L177 237H175ZM234 235H236V233ZM183 236H185V235H183ZM217 236L215 238H217ZM224 236L225 235H223V238H224ZM181 237H182V234L179 235L178 239L179 240L182 239V241H183V238H181ZM194 237H198V236H194ZM219 238H218V240H219ZM227 238L225 237V239H227ZM236 238H238V237H236ZM236 238H232L233 241ZM192 239H194V238H192ZM201 239L203 241V238H201ZM232 239H231V241H232ZM241 239H243V238H241ZM251 239L248 238L247 240L249 241ZM199 240L197 241L198 244L201 243V240H200V243H199ZM205 240L206 239H204V242H205ZM211 240L213 241V239H211ZM211 240H210V242H211ZM239 240L240 239H238L237 241H239ZM251 241H252V243H250L251 244L250 246H248L249 244L247 245L246 241H245L246 244L242 243L244 246L249 247L248 249H246V248L243 249V248H241L242 245H239L240 248L243 249L244 251H242L241 249H238L237 247L233 248V249L237 248L239 251L240 250L242 251V253L239 252V253H241V255L239 254L240 257L238 256V254L236 255L238 257H235V255L233 256V257H235V259L236 258L239 259V262H238V259H237V263L234 261L236 264H253V263L255 264V262H253L255 257L259 256V258L260 257L264 258V225L263 224L259 226V223H258V229H257L256 233L253 235V239ZM175 242H176V244L174 246ZM226 242H229V244H232L230 241H226ZM206 243L207 242L201 243V244L205 245ZM185 244L188 245V248H187V246ZM209 244H208V246H209ZM214 244H215V242H214ZM176 245H177L178 248H176ZM183 245H185V247L187 249L186 251L183 250V248H184ZM224 246H226L227 248L230 249V247H228L227 245H224ZM204 248L206 250L209 247L208 248L204 247ZM192 249H193V247H192ZM215 249H217V248H215ZM205 250L201 249L199 251V253H197V254H200L201 257L203 256L205 258V256L207 257V255H205V254H207V253L209 254V252H210V251L208 252V250H207L206 253H204ZM210 250H213V246H212V248L210 247ZM216 251H218V249ZM222 251L224 253V250H222ZM227 252H226V254H227ZM233 252L237 253L235 251H233ZM211 253H212V251H211ZM213 253H214V251H213ZM215 253L213 255L212 254L211 255L213 257H218V256L220 257L221 253H220V255L218 254V256H216L217 254L215 255ZM228 253H230V252H228ZM182 255H183V257H182ZM193 255H195V254H193ZM223 256L221 257V258H223L222 261H224V260L226 261V259H224L225 256L224 257ZM194 257L192 259H194ZM213 257L210 260L211 264H212V262H214ZM180 258H184V261L182 263H181L182 260ZM230 258H232V256ZM162 260H164V259H162ZM205 260L206 261L202 260L203 263L208 262V260L206 258H205ZM228 260L229 259L227 257V261ZM231 260H232V263L235 264L233 262L234 259H231ZM257 261H256V263H261V262H259V261L257 262ZM163 262L164 261H162V263ZM197 262H198L197 259L196 260L194 259V263H197ZM146 263H148V262H146ZM151 263H153V262L151 261ZM160 263L161 262H159V264ZM208 263H205V264H208ZM215 263L217 264V262H214L213 264H215ZM219 263H221V259H220ZM163 264H165V263H163Z\"/></svg>",
    "mask_w": 264,
    "mask_h": 264
}]
</instances>
